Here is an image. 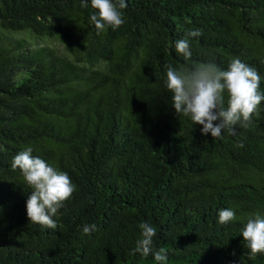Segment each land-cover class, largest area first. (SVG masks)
<instances>
[{
    "label": "trees",
    "instance_id": "1",
    "mask_svg": "<svg viewBox=\"0 0 264 264\" xmlns=\"http://www.w3.org/2000/svg\"><path fill=\"white\" fill-rule=\"evenodd\" d=\"M126 4L124 23L98 32L81 0H0V264H158L131 251L142 221L164 264H264L240 234L264 214V101L213 138L163 84L169 64L239 58L264 91V0ZM190 29L202 35L185 59L174 42ZM27 146L75 185L55 228L26 215L30 188L11 163ZM226 207L237 219L220 224Z\"/></svg>",
    "mask_w": 264,
    "mask_h": 264
},
{
    "label": "clouds",
    "instance_id": "2",
    "mask_svg": "<svg viewBox=\"0 0 264 264\" xmlns=\"http://www.w3.org/2000/svg\"><path fill=\"white\" fill-rule=\"evenodd\" d=\"M81 4H90L95 10L89 20L98 32L108 27L115 29L124 23L121 9L127 6L126 0H119L118 5L114 0H81ZM201 35L199 29H190L185 38L175 40L174 50L185 59L190 58L192 52L188 38ZM260 81L261 76L254 67L239 58H233L227 68L211 62L200 63L191 68H177L169 64L163 84L171 94V103L176 112L189 117L192 123L201 125L202 134L210 133L214 138L220 137L223 130L234 133L237 125L247 127L251 115L257 111L261 101H264ZM11 167L19 169L30 188L25 202L30 222L55 228L54 216L75 191L69 174L43 157L33 155L31 146L13 156ZM217 219L220 224L235 221L237 216L234 208L219 209ZM139 229V238L131 251L144 257L151 254L158 264H164L167 254L154 248L156 227L149 221H142ZM95 230L94 223H87L82 227L86 234ZM240 234L249 255L264 253V214L257 212L249 215L243 222Z\"/></svg>",
    "mask_w": 264,
    "mask_h": 264
}]
</instances>
